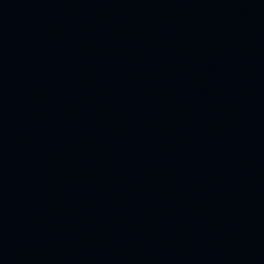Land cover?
<instances>
[{
	"label": "water",
	"instance_id": "1",
	"mask_svg": "<svg viewBox=\"0 0 264 264\" xmlns=\"http://www.w3.org/2000/svg\"><path fill=\"white\" fill-rule=\"evenodd\" d=\"M0 264H264V0H0Z\"/></svg>",
	"mask_w": 264,
	"mask_h": 264
}]
</instances>
